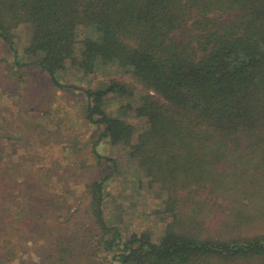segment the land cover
Listing matches in <instances>:
<instances>
[{"label":"trees","instance_id":"trees-1","mask_svg":"<svg viewBox=\"0 0 264 264\" xmlns=\"http://www.w3.org/2000/svg\"><path fill=\"white\" fill-rule=\"evenodd\" d=\"M31 67L81 91L101 131L81 140L52 107L0 106V264H40L21 241L42 264H264V0H0V84ZM102 141L158 196L159 237L107 219L120 163ZM52 143L70 168L89 170L84 150L109 165L80 193L52 170L28 183L44 155L14 154Z\"/></svg>","mask_w":264,"mask_h":264},{"label":"rangeland","instance_id":"rangeland-1","mask_svg":"<svg viewBox=\"0 0 264 264\" xmlns=\"http://www.w3.org/2000/svg\"><path fill=\"white\" fill-rule=\"evenodd\" d=\"M20 34V42L23 43L28 39L27 28L23 29ZM111 74H122V70L117 66L108 67L94 76L92 85H97L99 80L107 79L112 76ZM1 77L2 72L0 70V83L2 82ZM14 85L2 86L0 84V106L11 107L21 103L25 104L28 101L32 106L35 105L37 110L52 107L53 113L48 118H53L55 122H64L61 131H67L69 134L73 133V136L78 135L81 140L91 139L99 135L101 128L96 125H89L84 120L82 110L84 109L85 98L81 91H61L51 83L45 73L34 67L28 68L25 83H21L19 86ZM3 87L8 89L4 91ZM114 102L117 107L118 102ZM72 125H75V129L68 130L69 127H74ZM62 147L63 144L61 143L32 148L33 150L30 151L27 150L28 147H21L18 150L19 154H14L16 159H19L22 154H33L35 151L44 155V160L38 161L37 164L43 166V168L37 170L38 174L36 176L27 179L28 183H44L46 181L45 174L48 170H52V181L48 182L47 180V183L70 184L71 188L80 193L81 183L89 182L98 173H103L105 167L109 165L108 162L103 165L98 164L97 158L84 150L83 153L88 158L90 165L89 170L84 171L72 166L70 168ZM98 151L102 155L119 160L120 163V169L108 181L110 183L108 188L110 196L105 205L107 219L119 225L125 234L149 229L155 237H159L163 233L164 224L155 213V209L159 207L158 196L153 190L146 188L145 183L140 182L143 178H141L135 166L129 162L125 163L126 157L122 149L108 141H102L98 145ZM84 218L87 219L86 214L80 220L84 221ZM38 247L39 244L37 243L21 241L20 248L25 256L42 264L36 258V255H39Z\"/></svg>","mask_w":264,"mask_h":264}]
</instances>
